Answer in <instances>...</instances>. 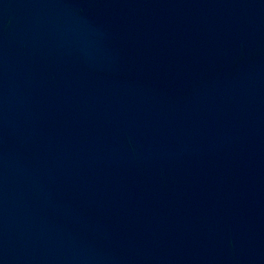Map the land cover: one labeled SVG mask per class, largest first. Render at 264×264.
<instances>
[{
	"label": "water",
	"instance_id": "obj_1",
	"mask_svg": "<svg viewBox=\"0 0 264 264\" xmlns=\"http://www.w3.org/2000/svg\"><path fill=\"white\" fill-rule=\"evenodd\" d=\"M0 264H264V0H0Z\"/></svg>",
	"mask_w": 264,
	"mask_h": 264
}]
</instances>
